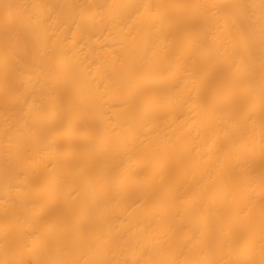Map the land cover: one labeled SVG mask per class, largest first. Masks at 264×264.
<instances>
[{
    "label": "bare ground",
    "instance_id": "6f19581e",
    "mask_svg": "<svg viewBox=\"0 0 264 264\" xmlns=\"http://www.w3.org/2000/svg\"><path fill=\"white\" fill-rule=\"evenodd\" d=\"M0 28V264H264V0H0Z\"/></svg>",
    "mask_w": 264,
    "mask_h": 264
},
{
    "label": "rangeland",
    "instance_id": "374dc122",
    "mask_svg": "<svg viewBox=\"0 0 264 264\" xmlns=\"http://www.w3.org/2000/svg\"><path fill=\"white\" fill-rule=\"evenodd\" d=\"M23 1H25V0H23ZM10 25H11V24H10ZM36 26H37V25H36ZM7 27H8V26H6L5 29H6ZM11 27H12V25H11ZM34 27H35V26L32 25V28H33V29H32V28H31V25H30V29H32V30H31L32 32H33L34 29H35ZM41 27H42V26H41ZM41 27L38 26V29H40ZM2 28H4V27H2ZM0 29H1V28H0ZM7 29H11V28L9 27V28H7ZM7 29H6V30H7ZM2 30H3V29H2ZM6 30H3V31L0 30V35L2 34V32H6ZM36 30H37V29H35V31H36ZM8 31H11V30H8ZM8 31H7V32H8ZM35 31H34V32H35ZM36 32H37V31H36ZM10 34H11V33H10ZM2 35H3V37H5V36H4L5 34H2ZM2 35H1L0 39H1V38L3 39ZM6 35H7V33H6ZM8 35H9V34H8ZM33 38H34V36H33ZM5 39H7V38H5ZM27 39H30V36L27 37ZM35 39H36V37H35ZM2 41H4V39H3ZM24 41H26V39L23 38V40L17 45V46H20V51L26 47L25 45H26L27 43H25ZM27 41H28V40H27ZM36 41L38 42V40H36ZM30 42H31V41H29L28 43H30ZM37 42H33V41H32V46H34V44L37 43ZM3 43H4V42H3ZM24 43H25V44H24ZM33 43H34V44H33ZM38 43L40 44V47L37 48V49H40L41 51H40V50H36V48H32V49H30L32 46H31V47H28L29 49L26 47V50L28 51V54H29V50H34V49H35L36 51H38V53H39V55H37L38 53L36 54L38 59L36 58V55H35V54H34V55H35V56H34L35 59H33V58H32V59H33L34 61L36 60L35 62H37V63H34L35 65L33 66V67H34V72H35L34 74H36V76H37V80L40 81V83H37V84L34 83V84L38 86V87H37L38 89H40L41 87H39V85H42V84H41L42 81H41V78H40V69H39V68H41V66H39V64H40V65H43L42 63H43V60H44V47H43V44L41 45L40 41H39ZM20 44H21V45H20ZM29 46H30V45H29ZM35 46H37V45H35ZM35 46H34V47H35ZM22 47H24V48H22ZM37 47H38V46H37ZM17 48H18V47H17ZM21 48H22V49H21ZM15 50H16V49H15ZM42 50H43V51H42ZM16 51H17V50H16ZM20 51H18V52H20ZM22 51H23V50H22ZM22 51H21L20 53H23V52H24V51H23V52H22ZM18 52H16V54H17ZM25 52H26V51H25ZM25 52H24V55H25V57H26ZM30 52L32 53V52H34V51H30ZM14 53H15V52H14ZM31 53H30V56L32 57L33 55H31ZM35 53H36V52H35ZM20 55H21V54H20ZM16 56H17V55H16ZM27 56H28V55H27ZM25 57H24V59H25ZM31 57H30V58L27 57V58H29V60H28V59H26V60H27V61H30V60H31ZM11 58H12V57H11ZM14 58H16V57H14ZM16 59H17V58H16ZM41 59H42V60H41ZM13 61H14V59H13ZM16 61H17V60H16ZM18 61H20V60H18ZM18 61H17V63H18ZM27 61H26V62H27ZM34 61H33V62H34ZM38 61H40V62H38ZM21 62H22V63L24 62V64H25V61L23 60V57H22V61H21ZM31 62H32V61H31ZM13 63H14V62H13ZM22 63H21V64H22ZM28 63H29V62H28ZM28 63H26V65H27ZM30 64H31V63H30ZM30 64H29V67H30ZM14 65H15V64H14ZM19 66H20V65H19ZM23 66H25V65H23ZM37 66H38L39 68H38ZM14 67H16V66H13V68H14ZM29 67H28V68H29ZM33 67H32V69H33ZM0 68H1V70H4V69H5V68L2 69V67H0ZM13 68H12V69H13ZM23 68H26V67H23ZM16 69H17V68H15V70H16ZM32 69L29 68V70H31V71H32ZM17 70H18V69H17ZM5 71H6V69H5ZM22 71H23V70H22ZM24 71H25V70H24ZM27 71H28V70H27ZM0 72H1V71H0ZM11 72H12V71H11ZM15 72H16V71H15ZM18 72H20V71H18ZM22 73H23V72H22ZM27 73H29V71H28ZM18 74H19V73H18ZM20 74H21V72H20ZM24 74H25V73H24ZM24 74H23L24 77H23L22 75H21V76H22L23 78H27L26 76H27L28 74H26V75H24ZM29 74H31V73H29ZM34 74H33V75H34ZM31 76H32V75H31ZM33 77H34V76H33ZM17 79L19 80V78H16V80H17ZM35 79H36V77H35ZM39 79H40V80H39ZM33 80H34V79L32 78V81H31V82H34V81L36 82V80H34V81H33ZM20 81H21V80H20ZM20 81H19V84H20ZM38 81H37V82H38ZM17 82H18V81H17ZM31 82H30V83H31ZM21 84H22V83H21ZM30 85H31V84H30ZM30 85H29V87H32V89H33V88H34V87H33V86H34L33 83H32V86H30ZM37 88H34V89H37ZM0 89H1V87H0ZM21 89H23V86L21 87V85H20V88L17 89V91H15L14 93H12L13 95L11 94V97L14 98V104H16V103H20V102L22 101V99H23V95H24L23 92H24V90L21 91ZM26 89H27V87H26ZM9 97H10V95H9ZM5 98H6V97H5ZM5 98H4V99H5ZM7 98H8V97H7ZM4 99H3V101H4ZM10 99H11V98H10ZM6 100L8 101V99H6ZM12 101H13V100H12ZM12 101H10V102H12ZM10 102H9V104H8V103L6 104V102H5V104L7 105V107H8V105L11 106V104H13V102H12V103H10ZM0 103L3 104L4 102L1 101ZM3 105H4V104H3ZM10 106H9V107H10ZM1 108H2V105L0 106V110L3 111V108H2V109H1ZM5 109H6V108H5ZM7 109H8V108H7ZM1 111H0V114H1ZM4 112H5V110H4ZM2 115H3V114H1V116H2ZM4 115H5V114H4ZM4 115H3V116H4ZM4 118H6V115H5ZM0 119H2V118H0ZM5 120H6V119H5Z\"/></svg>",
    "mask_w": 264,
    "mask_h": 264
}]
</instances>
